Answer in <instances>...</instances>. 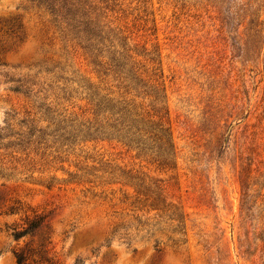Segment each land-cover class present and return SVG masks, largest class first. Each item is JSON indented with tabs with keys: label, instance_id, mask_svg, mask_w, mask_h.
I'll list each match as a JSON object with an SVG mask.
<instances>
[{
	"label": "rangeland",
	"instance_id": "1",
	"mask_svg": "<svg viewBox=\"0 0 264 264\" xmlns=\"http://www.w3.org/2000/svg\"><path fill=\"white\" fill-rule=\"evenodd\" d=\"M106 13L131 72H96L46 14L0 0V264L19 251L23 264H264V0H117ZM117 101L156 135L143 153L85 133ZM35 217L45 227L15 241Z\"/></svg>",
	"mask_w": 264,
	"mask_h": 264
},
{
	"label": "trees",
	"instance_id": "2",
	"mask_svg": "<svg viewBox=\"0 0 264 264\" xmlns=\"http://www.w3.org/2000/svg\"><path fill=\"white\" fill-rule=\"evenodd\" d=\"M26 1L29 2L33 8L40 10L43 14L48 16L49 22L57 30L59 37L72 43V45L80 51L85 60H87L88 64L91 65L94 70L97 69L96 72H99V70L103 68L110 71L112 68L121 66L127 67L128 65L127 72H131L134 69L135 59L133 56L127 54L128 50H126L125 45L119 43L123 41V38L121 36H116L121 32L116 27H112L113 21L109 19V15L106 13L113 11L117 0ZM252 18L255 19V14H252ZM223 21H225V19H223L222 22ZM250 23L253 24V19ZM255 27H257V25ZM255 31L257 32V30ZM111 40L118 41L117 47L111 45ZM101 53H105L107 56H101ZM109 103H112V101H107L102 98L95 103V107L99 109L105 107L103 105ZM115 104H119L118 111L115 113V115L118 116L116 119H113V115L110 114L102 119L94 117L92 122L86 124V126L82 125V127L85 128V133L87 134V132L91 131L93 134L103 136L101 141L115 140L122 145L128 147L132 146L139 153H143L145 149H149L147 148V143L153 141V137H156V135L152 134V137L146 136L149 132L135 129L134 126H132L135 119L132 120V118L129 119L128 117L132 114L128 115L129 111L125 110L124 106H120L121 104L119 101ZM133 116L134 118L135 116L137 117L138 122H143V118L138 114L134 113ZM123 119H126V122L122 121ZM62 122L65 121L62 120ZM147 123H149L148 120ZM66 127L73 130V126L71 125ZM156 127L159 134L157 139L162 141L167 149H170L169 142L163 134L165 131L158 128L161 126L156 125ZM45 130H48L47 125L35 130L30 129V127H25V130L16 135L20 138H26L28 135H31V131H34L39 136L43 134ZM70 132L71 131H67L66 133L69 134ZM25 157L28 158V156ZM33 162L34 160L30 158L27 165ZM27 165H22L24 170ZM26 171L28 172L29 170ZM30 173L33 174L35 172ZM248 198V187L243 185L240 198V210L246 219L248 218V212L251 211ZM151 210H158V208L152 206ZM175 216L177 217L175 221L181 224L180 216L176 213ZM44 227V218L35 217L31 220H26L21 227L12 229L11 237L15 241L26 236L33 237L38 230ZM13 256L16 264H23L26 261V254L23 251L13 252ZM47 264L52 263L47 261Z\"/></svg>",
	"mask_w": 264,
	"mask_h": 264
}]
</instances>
